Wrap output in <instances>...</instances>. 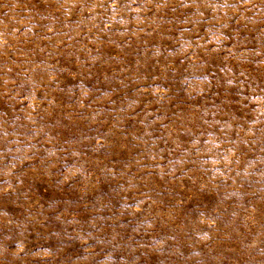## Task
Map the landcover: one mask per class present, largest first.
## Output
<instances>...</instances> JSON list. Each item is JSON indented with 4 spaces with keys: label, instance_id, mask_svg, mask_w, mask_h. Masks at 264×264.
Instances as JSON below:
<instances>
[{
    "label": "rangeland",
    "instance_id": "374dc122",
    "mask_svg": "<svg viewBox=\"0 0 264 264\" xmlns=\"http://www.w3.org/2000/svg\"><path fill=\"white\" fill-rule=\"evenodd\" d=\"M0 264H264V0H0Z\"/></svg>",
    "mask_w": 264,
    "mask_h": 264
}]
</instances>
